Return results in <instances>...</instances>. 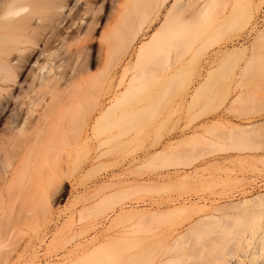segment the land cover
Segmentation results:
<instances>
[{
  "label": "rangeland",
  "instance_id": "374dc122",
  "mask_svg": "<svg viewBox=\"0 0 264 264\" xmlns=\"http://www.w3.org/2000/svg\"><path fill=\"white\" fill-rule=\"evenodd\" d=\"M173 1L174 0H166L163 4L162 0H158L149 15L146 16L142 14L144 22L142 23V27H140L141 29L136 33L137 35L135 34L136 37L131 35L132 38L135 37L134 41H132L123 59L120 60L117 68L115 67L114 73L116 81L120 79V75H122L123 70L127 69V67L126 77L133 72V69H137L140 72V67L138 65L136 66V63H138L137 55L139 47L143 43H148L154 33L161 27L168 8ZM190 1L196 4L211 2L216 10L225 5L228 7L236 5L237 8L235 9V18L229 20L225 25L221 24V26H218L220 24L219 20H212L210 18L201 21V26H204L205 31L204 37L202 38L205 43L202 48H206L205 46H207V48L200 50L201 52L198 53L194 65L192 63H186L182 68L177 67L175 70L177 73L172 79H170V76H166L169 71L165 73V71L157 65H148L145 68L148 74L144 75L145 78H142L143 80H140L142 82L141 84L138 83L137 86L140 85L139 88L136 89V91L133 90L134 92L131 91V94L129 93L130 96L134 98L130 99L132 97L128 94V98L123 100V104L129 108L130 112L128 115H125V117L120 116L119 122L115 125L108 126L107 120H103L104 125H100L101 128L98 127L97 130L93 129L95 124L94 121L99 117V111L97 110L93 112L95 115L92 114L90 117L91 119L88 118L90 120H84L85 123H83L82 113L84 112L82 111H85L87 109L85 107L88 106L85 101V107L83 103H80L81 107L79 105L82 110L78 106L76 107V109L78 108V112L74 110L67 113L68 109L59 110L57 113L55 110V112H50L52 113L51 116L46 117L48 119H44V122L47 124L43 122L44 127L46 128L47 126V128H44V130L42 129L43 125H41L42 128L40 127V130L42 129L41 131L43 132L39 131L42 133H39L40 135L37 133L38 136L36 140L38 142L34 139L31 141L32 145L30 141L26 145L23 144L24 147L28 146L27 148L31 149V152L26 155L30 156H25L28 158L25 159V161L30 160L26 163L22 158L21 160L24 162L21 161V164L19 162L18 164L16 163L17 167L20 169L17 174L15 172L17 168L14 167L16 164H13L14 166H10L9 172H7V174L5 173V180H3L4 175L2 176L3 179L1 178L0 221L10 218L12 220H8L9 223L11 221L14 222L15 217L18 218L20 216V214H18L19 216L15 215V213L17 214L18 212L17 210L19 209L18 213L22 211H20L21 208H19L20 204L22 205V199L24 201L22 209L28 206L26 202L27 204L30 202L29 204L32 205V203H37L39 200V205H42L40 202L44 203L43 200L46 199V196H49L48 200L51 205L49 215L47 214L48 221H44L43 219L42 221L40 219L41 221H39L41 223H38L39 228H36L32 223H26L25 225L27 226L23 225L20 231L17 230L18 233L16 232V234H19V237H17L16 234L14 237H17L16 240H19V242L17 240V243L20 244H18V248H15L13 245L15 240L14 238L12 239L13 241L12 243L10 242V244L13 245V249L15 248V250H12L14 253L10 252L12 248L10 249L9 246L7 247L10 250L4 247V249L6 248L8 250V252H6L7 250L3 249L4 252L11 253V256L9 255L10 257H8L7 260L6 256L8 254L6 256L3 255L5 257V264H60L64 261L63 259L68 261L71 256L75 255L74 250H72L75 249L74 244H79L81 242L80 246L82 247H76L77 249L79 248V251L75 249L77 250L76 253H80V251H83V247L87 248L89 245L91 246L93 241H95V244L98 240L101 241L103 237L102 233L107 227H113L112 229L127 228L133 231V236L129 240H126L124 244L132 249L140 245L142 249H139L137 252H142L141 259L139 258L140 261H142V259L144 261V257L142 258L143 254H147L149 258L147 257L146 259L150 260V257L155 255L153 253H156V251H168L172 249L170 246L173 244H171L168 249L166 246L171 243L173 239H176L174 238L175 236L177 237L176 241L179 240L181 236L179 237L178 234H180L182 230L180 234L182 235L185 231L184 228L190 225L188 222L192 223L197 217L199 218V216L202 215V213L195 214V217L192 216L194 218L191 217L192 222L187 220L188 222L186 223L185 219H188L192 214L189 211V217L184 219L185 215H188V211L181 210L183 206H191V203L192 205L196 203V205L203 204L200 206H204L205 204L206 207L210 206V208H213L214 206L237 202L244 197H250L264 192V3L261 4L263 6H260V11H256L257 9H255L254 5L259 2L258 0L252 2L254 5L250 3L252 0H189V2ZM245 1H248L250 5ZM101 3L105 4L101 13L106 16L102 19V26L94 31L95 37H100L105 34L106 26L108 25L106 17L112 13V8L108 0H102ZM135 3L136 0H120L119 12L121 14L127 12ZM233 7L235 8V6ZM248 8L250 10L252 9L251 12H253L254 18L250 19V21L252 20L251 23L249 21V25L245 27L235 24L234 20H241V18L244 17V13L246 14L247 11L250 14ZM240 14H242L243 17L240 16ZM254 23H256V25ZM252 25H255L254 28ZM162 32H160L158 36ZM260 33L262 36H260ZM257 34L261 38L258 37ZM202 39H200L201 42H203ZM200 40L199 43H201ZM98 47L99 44L96 43L92 48L90 47V49L87 50L88 53L86 51L90 72L86 75L87 77L85 76L86 80L84 76L82 77L83 80L80 79L83 84L85 81H88L84 87L87 89L91 88L90 94L93 93L92 91L94 89L92 90V88H95V86H93L95 83H93L94 81H92L91 77L93 76L94 78V75L101 74L105 66L104 55L100 60L95 61V57L98 54ZM173 47L176 48L178 46ZM173 47H170V53L168 52L170 54V61H172L175 55H177L176 53H178L177 48L175 49ZM242 47L245 48V50H243ZM236 48H240V50L235 55L234 60L225 65L223 62V66L221 65V67L224 69L219 71L221 68L220 66V68L218 67V65L221 64L220 60L222 62L225 55L228 53L227 51H237ZM162 54L164 55L165 53L162 52ZM221 56H223V58H221ZM186 57H188V55H186ZM218 58L219 60H217ZM236 60H238L240 66ZM49 65L52 66V63ZM134 65L136 66L135 68L133 67ZM237 65L239 67H234L236 71L233 72L234 68L230 67ZM214 67L218 68V72H215L216 70ZM242 67L245 69L242 70ZM170 69L174 70L175 67L171 66ZM211 70L212 73L215 72L214 74H217V76L211 75V80L213 79V81L209 80L214 85L208 83L210 86L206 84L207 86L205 87V84H202L201 87V83L206 80L209 75L208 72ZM242 72H244V75H242ZM231 73L232 75H230ZM22 74L18 76L17 80L20 82L21 86L27 87L30 83L29 68ZM237 74L243 76V79L239 76L242 80L241 83L238 81L239 87L230 84L232 88H229L230 86L228 87L226 84L230 80L228 77H236L238 76ZM90 75L92 76L89 80L88 76ZM204 76H206V78ZM212 76H214V78H212ZM223 76H225L226 79L228 78V80ZM218 77H221V79L224 78L223 80L225 81H218V83L223 84V87H221V85H216L219 88L215 86L217 83L215 80H219ZM239 77H236V79L239 80ZM242 82H245L246 85L248 84V88L241 89ZM82 83L81 85L83 86ZM5 87L8 88L7 85ZM84 87L83 89H85ZM122 87L123 86L117 88V92H122L124 90ZM19 88L13 89L12 93L17 96L21 94L22 90ZM236 88L238 89L236 90ZM245 90L251 91L249 96L248 93L250 91L247 93V97L244 96L248 99H245L241 93V98L245 100L241 99V103L238 101L235 102V104L233 103L234 105L231 104L233 107L231 106L230 108L228 105L232 103L236 95H239L238 93ZM85 91L87 92L89 90L85 89ZM246 91L243 92L244 95ZM2 92L3 91L0 93ZM0 97L3 99V96ZM112 98L113 97H110V101L109 99L106 100L105 107L111 104ZM5 100H2L3 103ZM8 100L9 103H4V105L7 103L8 107L5 108L0 106V142L5 140V138L6 141L7 139L9 140L8 134H11L9 133L11 132L10 120L14 113L13 110L15 111V109L12 99L9 98ZM236 103L242 108L238 107L241 110L234 107ZM227 106L229 107L228 109ZM65 110L66 114L64 112ZM230 110H234V113H230ZM237 110H239V113ZM242 110L250 114L252 112L253 115L246 113V116L244 114L245 111ZM76 112L77 114H75ZM240 113H242V116H240ZM80 124H82L81 133L83 135L81 134V138L77 142L74 141V135ZM83 124L86 127H84ZM235 124L241 127L239 128L241 134H234L235 136H239L237 143H234L235 140L232 134L234 131L231 130L234 127H231V125ZM254 124L258 127L254 126L253 128L255 130L253 131L251 126ZM244 126L250 127H246L247 129L245 128L249 133L242 131L244 130ZM53 127L54 129H51ZM250 133L251 137L248 138ZM40 136L44 138V142L42 143L41 141L43 138ZM83 136L85 138L87 136V140L89 138L88 143L86 142L87 144L83 142L84 140L82 141V139H85ZM49 138L52 139V141ZM47 139H49L48 142L52 144L50 145L51 148L50 146H45L48 143ZM45 140L47 143H45ZM33 143L36 144L37 147L33 145ZM234 144H238L240 148H238L239 150L237 149L238 151L236 150L237 146L235 147ZM32 147H36L37 149L40 148L37 150ZM32 149H34V151H32ZM250 149L252 151H250ZM35 151L37 155L36 157L35 155L32 156V158V152L35 154ZM56 152L62 155L66 153L68 157L66 158V154V156H61L59 153L57 155ZM82 153H84L86 157L83 158ZM53 154L54 156H52ZM259 156L262 157L260 158ZM47 157L50 158L48 159ZM79 158L83 159L80 160ZM44 160L46 162L48 161V164H45L46 162ZM41 162L44 164H41ZM22 163L29 167H26L27 170L25 169L26 174L22 173L25 175L24 178L23 175L22 178L18 175L23 168ZM37 163L41 165L39 164L38 166ZM18 165H21V168ZM30 165L34 168L33 170ZM43 167L48 168L44 169ZM11 169H15V171H11ZM36 169H39L37 171H41V173H36L37 171H34ZM12 172H14L18 178L20 176L22 181L18 179L14 173L12 175L15 176V178H13L10 174ZM28 172H31V178L33 177L34 180L28 178ZM46 172L49 174L47 175ZM35 174H38L39 177L34 176ZM53 176L55 177L52 178ZM39 178H42L43 181ZM27 179H31L29 180L31 183L27 181ZM57 179L59 180L57 181ZM52 180L54 182H52ZM40 182L43 184L41 185ZM47 183L50 184L46 185ZM18 184H22V188ZM25 184L27 187H25ZM33 184L35 185L33 186ZM38 184L43 186V190L40 189L41 186H38ZM30 187L32 190L28 191ZM36 187H38V189ZM20 188L22 192L25 191V193L29 194V196L27 195V199H25L26 194H18L21 192ZM46 189H48V191ZM17 190L18 193H16ZM47 192H49V194ZM35 194H37L38 200H36ZM40 195L42 197H40ZM29 197L30 200L28 199ZM34 198L35 200H33ZM10 200H12L11 203L13 204L16 200L17 201L13 205L10 203ZM45 202L48 201L45 200ZM9 207L12 210L15 208V212L11 211ZM208 207L206 208L207 211L209 209V212L212 214L217 211L216 208V211L212 212ZM27 208L29 209V206ZM229 209H231V213L225 210V208V211L218 208L220 212L217 211L214 214H217L216 216H221L223 213L228 212L230 215L239 213V211H236V209H238L237 207L235 209L236 212L232 211L234 210L233 207H229ZM26 210L27 209L22 211L21 214L26 212ZM239 210L241 209L239 208ZM27 212L22 215L25 216ZM12 213L14 214L13 216H15L14 218L13 216L10 217ZM5 215L8 217H5ZM44 217L46 218V216ZM5 220H2L1 224L5 222L2 225L7 227L9 223ZM183 220H185V224ZM227 220H230V218ZM213 222L215 221L211 220L210 224L214 225ZM216 226L217 225H214L212 227L213 229H211V232L212 230L214 231V227L217 229ZM209 227H211V225ZM206 229L205 227V230ZM201 230L203 231L202 226ZM201 230L200 232H202ZM172 231H175L173 232L175 235ZM207 233L210 234V232ZM171 234L173 235L172 237H170ZM191 236L194 237L195 235ZM141 237L142 240L139 241L138 238ZM82 243L85 244V246ZM94 243H92V246ZM176 244H178V241ZM130 245H132V247ZM164 247H166V249H164ZM17 249H20V252ZM70 250L73 252V255L70 254V256H65L64 253L69 255V253H71ZM175 250H178V248ZM133 251L137 250L134 249ZM4 252L3 254H6ZM174 252L171 251L172 254H175L177 251ZM159 255L157 254V256ZM4 257L0 256V259L2 258L3 260ZM148 260H145V262ZM4 261L0 264H3Z\"/></svg>",
  "mask_w": 264,
  "mask_h": 264
},
{
  "label": "bare ground",
  "instance_id": "6f19581e",
  "mask_svg": "<svg viewBox=\"0 0 264 264\" xmlns=\"http://www.w3.org/2000/svg\"><path fill=\"white\" fill-rule=\"evenodd\" d=\"M101 1L102 0H0V92L1 91L4 92V93L2 92L3 94L0 93V96H3V99L4 100L6 99L5 102H8V103H9L8 99L9 98L12 99V102H14V109H15V111L13 110L14 113H13L12 118L10 120V131L11 132H9V133H11V134L10 135L8 134V137L10 139L9 140L7 139V141H6V138L4 137L5 140H2L0 142V182L3 179L2 178L3 175H4L3 180H5V178H6L5 173L7 174V172H9L10 166H14L16 163L18 164V162L20 163L21 161H23V160L25 161V159H28L26 157H29L30 155L29 156H26V155L31 152L30 151L31 149L27 148L28 146L24 147V145L29 143V141L31 142L34 139L36 140L38 134L43 132L41 130L45 128L44 123L47 124L46 122H44V119H48L46 117L51 116L52 113H50V112L56 111V113H57V111L63 110V109H68L67 113H69V111H74V110L77 111L78 108L76 109V107L77 106L79 107V105L81 107L80 103H83V105H84L85 104L84 102L86 101V105H88V106L85 107V105H84V107L87 109L85 110L86 112L82 111V112H84V113H82L83 123H85L86 120L87 121L90 120L91 115L92 114L95 115V113H93V112L97 110V111H99V117L97 115L98 118H96L95 121L93 120L95 122L93 129L97 130L98 127L101 128V126L104 125L103 120H107L108 126L117 124L120 120L119 119L120 116L125 117V115H128V113L130 112L129 108L123 104V100L128 98L127 95L129 93L131 94V91H133V90L136 91V89L139 88L140 85L137 86L138 83L141 84L142 82L140 80H143L142 78H145L144 75L148 74L145 71V68L148 65H150V64L157 65L159 68H161L163 71H165V73L169 71L170 74L167 73L166 76H170L171 77L170 79H172L175 76V74L177 73V72H175L177 67L182 68L186 63H189V64L192 63L193 65L196 63L197 55H198V53L201 52L200 50L203 49L202 47L204 46V43H205L204 39H202L204 37L205 31H204V26H201V21L203 19L210 18L212 20H219L220 24L218 26H221V24L225 25V24H227V22L229 20H233L235 18V9H237L236 5H232L231 7H228L225 5V6H222L221 8L216 10V8L213 7V3H211V2L199 3V4L197 3L196 4L192 1L189 2V0H174L173 3L168 8V11L165 15V20H164L163 24L161 25V27L154 33V35L150 38V41L148 43H143L139 47L138 55H137L138 63H136V66L138 65L140 67V72L137 69H133V72L126 77V75H127L126 71L128 70V67H127V69L123 70L122 75H120V79H118L116 81L115 80V73H114L115 67L117 68V65L120 63V60L123 59L124 55L126 54L127 50L129 49L130 45L132 44V41H134V38L136 37L135 34L138 33L139 30L141 29L140 27H142V23L144 22L142 14H144L146 16L149 15L152 12L153 7L155 6V3H157L158 0H136L135 5L132 8H130L127 12H124L122 14L119 12L120 11V0H108V3L110 4V7L112 8V13H111V15H107V17H106L107 22H108V25L106 26V32H105V34H103L100 37H95L94 31L98 30L102 26L101 25L102 19H104V17L106 16L105 14L102 15V13H101L102 9L105 6V4L101 3ZM253 1H255V0H252L250 3H252ZM258 1H257L258 3L255 4L256 6L252 3L254 5L255 9H257L256 11H258L260 6H263L261 4L264 3V0H258ZM165 2H166V0H162L163 4ZM245 2L248 3V1H245ZM250 3H248V5H250ZM233 6H235V8ZM243 10H240V11H243ZM248 10H250V9L248 8ZM246 11H247V9H246ZM251 11H252V9L250 10V14L248 11H247L248 14L244 13V17L242 14H240V16H242L243 18H241V20H234V23L239 25V26H242V27L249 25L248 22L250 21V19L254 18L253 12H251ZM253 11L256 12L255 10H253ZM251 21H250V23H251ZM253 22H255V21H253ZM254 24L256 25V23H254ZM254 26H253V28H254ZM250 31H251V29H250ZM261 31H262V29H261ZM160 32H162V33L158 36V34ZM131 35L132 36L134 35L135 37L132 38ZM260 36H262V34ZM260 36L258 35V37H260ZM263 38H264V36H263ZM200 39H202L203 42H201ZM199 40L201 43H199ZM96 43L99 44V47H98V51H97L98 54L95 57V61L100 60L101 57L104 55L105 64H104V62H103V64L105 66L103 68L104 70L101 71L102 73L100 72L101 74L94 75V78L92 75L88 76L89 80H90V77L92 76L91 77L92 81H94L93 83H95V85H93V86H95V88L94 87L92 88V90L94 89L92 91L93 93L90 94V89H91V88H89L90 86L88 87L89 89L84 87L86 82H88V81H85L86 80L85 76L88 75V73L90 72L89 66H88L89 64L87 61L88 57H86V55H87L86 51L88 49H90V47L92 48V46L95 45ZM173 46H178V47H176L178 50V53H176L177 55H175V57L172 59V61H170V54H169L170 50H171L170 47H173ZM205 47L207 48V46H205ZM236 47H238V46H236ZM173 48H175V47H173ZM206 48H204V49H206ZM228 50H230V49H228ZM231 50H233V49H231ZM236 50L237 51H235V50L230 51V52L227 51L228 53L225 55L222 62L220 60L221 64H219L218 67L219 66L221 67V65L223 66V62H224V65L226 63L232 62L235 58V55L240 50V48H236ZM243 50H245V48H243ZM162 52L165 54L163 55ZM87 53H88V51H87ZM186 55H188V57H186ZM214 56H215V54H214ZM218 56H220V55H218ZM219 58L217 60H219ZM221 58H223V56H221ZM215 59H214V61H215ZM236 62L238 63V60H236ZM51 63H52V66L49 65ZM209 64H210V62H209ZM136 66L134 65L133 67L135 68ZM171 66L175 67V69L171 70L170 69ZM230 66H232V65H230ZM239 66H240V64H239ZM239 66L237 65V66H233L230 68H234V67L237 68ZM28 68H29V75H30V83L28 84L27 87L26 86L23 87V86H21V84L17 80V78L22 73H24ZM214 68L216 70L215 72H218V68H216V67H214ZM236 68H234L235 70L233 69V72L236 71ZM221 69H224V68L221 67L219 69V71ZM243 69H245V68L242 67V70ZM212 70L208 72L209 75L207 78H206V76H204L206 78V80L203 81L204 83L201 81L202 82L201 87H202V84L203 85L205 84V87L208 85V83H210V85L213 84L209 80H211L212 74L215 76H217V74H214L215 72L212 73ZM200 72H201V70H200ZM232 73L230 75H232ZM242 73H243L242 75H244V72H242ZM233 74H235V73H233ZM29 75H28V77H29ZM197 75H199V74H197ZM240 75H238L236 77H239ZM83 76L85 79L84 80L85 82L83 81L84 84L82 83V80H83L82 77ZM198 77H200V76H198ZM223 77H225V76H223ZM230 77H232V76L228 77L230 80L228 83H226L228 85V87L230 86L229 88H232L231 87L232 85H230V84H234L236 87H239L238 81L241 83V81H242L241 78L243 76H240L241 78L239 77L240 78L239 80L236 79V77H232V78H230ZM212 78H214V76H212ZM228 78L226 79V77H225L226 80H228ZM80 79H82V80H80ZM218 79L219 80H215L217 83L214 81L216 83L215 86L221 85V87H223V84L218 83V81H220V80L225 81V80H223L224 78L221 79V77H218ZM144 81H145V79H144ZM211 81H213V79ZM81 83L83 84V86L81 85ZM242 83L245 84V82H242ZM87 84H89V83H87ZM243 84H241L242 85L241 89L246 88V87L248 88V86H247L248 84L247 85L246 84L243 85ZM6 85L8 88L5 87ZM210 85H208V86H210ZM224 85H225V83H224ZM121 86H123L122 88H124V90L122 89L123 91L121 90L122 92L119 93V92H117V88H120ZM218 86H216V87H218ZM83 87L89 91L86 92L85 89H83ZM225 87H226V85H225ZM17 88L22 90V93L20 91L21 94H19L18 96L12 93V90L17 89ZM237 89L238 88H236V90ZM224 90H223V93H224ZM245 91L238 93L239 95H236V97L234 99L232 97L233 101L228 106H230V108H231V106L233 107L235 102L239 101V103H241L242 100L248 99V98H245L244 96H246L250 90H247L245 95H244L243 92H245ZM234 93H235V91H234ZM250 93H251V91L248 93V96ZM130 94H129V96H130ZM228 94H229V92H228ZM240 94L245 99H242ZM134 95H136V94H134ZM110 97H113L112 102L110 105H107L105 107V102L107 99H109V101H110L111 100ZM130 97H132V96H130ZM133 98L134 97H132L130 99H133ZM249 98H251V97H249ZM3 99L0 97V106L6 108L8 106H7V103H6V105H4L5 102L3 103V101H2ZM240 100H241V102H240ZM74 104H76V105H74ZM231 104H233V105H231ZM83 105H82V107H83ZM239 105H241V104H239ZM228 106H227V109L229 108ZM37 107H39V108H37ZM84 107H83V109H84ZM234 107L238 108L240 106H238V103H236V105ZM241 109H239V110H241ZM81 110H79V111H81ZM239 110H237L238 113H239ZM242 111H245V110H242ZM64 112L66 114V110ZM77 112L75 114H77ZM49 113H50V115H49ZM72 113H74V112H72ZM230 113H234V110L233 111L230 110ZM235 113H236V111H235ZM246 113H249V112L245 111L244 114L246 115ZM53 114H55V113H53ZM84 114H85V117H84ZM241 114L242 113H240V116H242ZM251 114H252V112H251ZM251 114L249 113V115H251ZM71 115H73V114H71ZM245 115H243V116H245ZM88 118H90V119H88ZM67 122H69V121H67ZM86 123H88V122H86ZM232 124H234V123H232ZM41 125H43V128ZM235 125H236V127H235ZM235 125H231V127L234 126L233 129H231V130L234 131L232 133L233 138L235 140L234 143H237L238 142L237 140H239L238 139L239 136H235V135L241 134V131L239 130V128H241V127H238V124H235ZM81 126H82V124H80V126L76 130V133L74 135V141L78 142V140L81 138V134H82L81 133V130H82ZM83 126H84V124H83ZM254 126H255V124L253 126H251L253 131L255 130L253 128ZM40 127L42 128L41 130H40ZM84 127H86V126H84ZM246 127L247 126H244L243 129L245 131L244 130H242V131L249 133L246 129L250 128V127H247V128ZM255 127H258V126H255ZM46 128H47V126H46ZM51 129H54V127ZM235 129H238V130H235ZM99 130H101V129H99ZM39 131H41V132H39ZM235 133H238V134H235ZM245 136H246V133H245ZM40 137H42V136H40ZM250 137H251V133H250V136L248 138H250ZM4 138H2V139H4ZM83 138H85V137L83 136ZM49 139H47V142ZM50 140L52 141V139H50ZM88 140H89V138H88ZM88 140H87V136L85 139H82V141L85 142V144L88 143ZM247 141H248V139H247ZM7 142H9V143H7ZM42 142H44V138L42 139L41 143ZM47 142L45 140V143H47ZM48 143H50V144H48ZM48 143H47V145H45V144L44 145L46 147L52 145L51 142H48ZM246 143H248V142H246ZM30 144L32 145V142ZM36 144L38 145V143H36ZM36 144L33 143V145H36ZM39 144H40V142H39ZM37 145H36V147H37ZM44 145H43V147H44ZM38 146H40V145H38ZM41 146H42V144H41ZM234 146L235 147L237 146L236 150L239 148L238 144H234ZM249 146L251 147L252 145H249ZM36 147H32V148H36ZM50 148H51V146H50ZM50 148H47V149H50ZM247 149H249V148H247ZM64 150H66V149H64ZM32 151H34V149H32ZM45 151H46V148H45ZM69 151H71V150H69ZM250 151H252V150L250 149ZM255 151H256V149H255ZM65 152H67V151H65ZM58 153H57V155H58ZM32 154L33 155H31V157L34 155L36 157V155H37L36 151H35V154L33 152H32ZM59 154H61V153H59ZM65 154L63 153V155H65ZM63 155L61 154V156H63ZM82 155H83V158L86 157V155H84V153H82ZM52 156H54V154ZM67 157H68V155L66 156V158ZM250 157H252V156H250ZM22 158H23V160H21ZM44 158H46V157H44ZM83 158H79V159L81 160ZM29 160H26L25 162L28 163L27 161H29ZM58 161H61V160H58ZM47 162L45 164H48ZM42 163L43 162H41V164ZM17 164H16V166H14L15 168H17V171H15V169L14 170L11 169V171H15L16 174L18 173V171H20L19 167H17ZM39 164L37 163L38 166H39ZM18 166H20V168H21V165H18ZM24 166H25V168H24ZM30 166H31V169L33 170L34 168H32V165H30ZM14 167H12V168H14ZM22 167L24 169L22 168L21 172H19L20 174H18L21 176V178H22V175L24 173L26 174L25 171L27 170L26 169L27 165L23 164ZM27 168H29V167H27ZM47 168H44V169H47ZM39 169H36L34 171H37ZM23 170H24V172H23ZM38 172L41 173V171H37L36 173H38ZM13 173L14 172H12L10 174L12 175ZM16 174L14 173L15 176H16ZM28 174H29L28 178H31V175H30L31 172L30 173L28 172ZM38 174L37 175L35 174L34 176H38ZM46 174L48 175L49 173L46 172ZM47 175H46V177H47ZM15 176L12 175L13 178H15ZM20 176H19V178L17 176L16 177L18 179H20ZM24 176L25 175H23V178H24ZM26 177H27V175H26ZM40 177H42V176H40ZM49 177H50V175H49ZM54 177L55 176H53L52 178H54ZM31 179H33V177ZM31 179H29V180H31ZM39 179H41V181H43L42 178H39ZM29 180L27 179V181H29ZM58 180L59 179H57V181ZM16 181H17V179H16ZM46 182H48V181H46ZM49 182H51V181H49ZM52 182H54V181L52 180ZM37 183H39V182H37ZM26 184H28V183H26ZM26 184H25V187H27ZM42 184L43 183H41V185ZM49 184L47 183L46 185H49ZM18 185H20V184H18ZM21 185H20V187H21ZM34 185L35 184H33V186ZM39 185L40 184H38V186ZM15 186H17V185H15ZM28 186H31V185H28ZM42 187L43 186H41L40 189H42ZM21 188H20V191L22 190ZM36 188L38 189V187H36ZM44 188H47V187H44ZM31 190H32L31 187H30V189L28 188V191H31ZM46 190L48 191V189H46ZM44 192H46V191H44ZM16 193H18V190L16 191ZM20 193H23V195L26 194V197L24 196L25 199H27V195L29 196V194L25 193V191H23V192L21 191L18 194H20ZM47 193L49 194V192H47ZM39 194H38V196H39ZM36 195L37 194H35V196ZM42 195H43V193H42ZM40 197H42V196L40 195ZM43 197H45V196H43ZM35 198H36V200L39 199V198H37V196ZM35 198L33 200H35ZM45 198L46 199L43 200L44 203L40 202L42 205H39V203H38L39 200L37 201L38 204L32 203V205L29 204L30 202H28V204H27V202L25 200L26 205L29 206V209L27 208L28 206H25L24 209H22L23 208L22 205H24L23 204L24 201L22 199V201H21L22 205L20 204V207L19 206L18 207L21 208L20 211L21 210L25 211V209H27L26 210V212L28 211L27 214H25V216H23L22 214H24L26 212H23L21 214V212H22L21 211L20 213H18L19 209L17 210V208H18L17 207L16 210L18 212H17V214L15 213V215L19 216L18 214H20V216H19L20 218L19 217L16 218L15 216H13L14 214L12 213V215H10V217L13 216V218L15 217V220L16 219L17 220L16 221L14 220V222L11 221L10 223H12V224H10L8 220H12V219L9 218L7 220V218H6V220L9 224H8V226L6 224H4V225H6L7 227L2 225L5 222H3L1 224L2 220H5V219H2L0 221V256L1 257H4L3 255L6 256L8 254L6 256V260H7V258L11 256L10 255L11 253L10 254L6 253V252H8V250L6 248L5 249L7 251L4 252V250H5L4 247L9 246V248L10 249L12 248V249L10 250L8 247L7 248L10 250V252H13V253H14V251H12V250H15V248H18L17 246L20 243H17L18 239L16 240V238L19 237L18 236L19 234H16V232L18 233L17 230L20 231L23 225H25L26 223H32L34 226H36V228H39L38 223H41L40 221L42 219L44 221H46V220L48 221V215H49L51 204L48 200L49 196L48 197L46 196ZM28 199L30 200V197ZM12 200H10V203L12 202ZM19 200H20V198H19ZM45 200H47L49 203L45 202ZM15 202H14V204H15ZM11 204H13V203H11ZM200 205H203V204H200ZM200 205H196V203H195V205H192V203H191V206L190 205L189 206H183V208H181V210L188 211L187 214L189 213V211L192 214L190 217H189V214L185 215L184 219L186 217L187 218L189 217V218L185 219L186 221L183 220V222L185 221L187 223L188 222L187 220L191 221V219L195 217V214L197 215L199 213L200 214L202 213V215L199 216V218L197 217V219L194 222H192V221H191L192 223L188 222V224H190V225L188 227H185L186 229L184 228L185 231L182 233V235H180L182 230L180 231V234H178V235H179V237L181 236L180 237L181 239L179 238V240H177L178 244H176L177 243V241H176L177 237L176 236L174 237V238H176L175 240L173 238H171V239H173L172 241L173 242L175 241V242L173 243L171 241V243H169L166 247L168 249V247L171 244H173L172 246H170L172 249H170V248L169 249L172 252L177 251L176 252L177 254L175 252H174L175 254H172L170 250H168V251L165 250L166 252L159 250V251H156V253H153L155 255H153V254H152L153 256L150 255V256H152V257H150V260L146 259L147 257L149 258V256L147 254H143L142 258L144 257V261L142 259V261H143L142 262V261H140L142 252L137 253L139 251V249H142V247L140 245H137L136 247L137 248L139 247V248L137 249L135 247L134 249L137 251H133L134 249H132L129 246H127L126 244H124L126 240H129L133 236L134 232L131 231L130 229H127V228L112 229L113 227L112 228L107 227L104 230V232L102 233L103 237L101 236L102 237V239L100 238L101 241L98 240V242H96V244L94 243L95 241H93L92 242V243H94L93 246H92V243H91V246L88 244L90 247L89 246H88L89 248L83 247L84 249L82 252L80 251V253H76V251L77 250L79 251V248L82 247V246H80L81 242L79 244H74L75 249H77L76 247L80 246L77 250L72 249V250H74L75 255L71 256V258H69L68 261L66 259H63L64 261L63 262L60 261V262L62 264L64 262H65L64 264H137V263L138 264H264V192L250 196V197H244L237 202H230L229 204L227 203L225 205L214 206L215 208L214 207L210 208V206L209 207L207 206L208 208H210V211H212V212L216 211V208H217V211H219L218 208L219 209L221 208L223 211H225V210L230 211L231 209H229V207L230 208L233 207V209H234V210H232L233 212L239 211V213H235V215H232V214L230 215V213H231V211H230V213L228 212L229 214L228 213H223V214L221 213L222 214L221 216H216L217 214H214V213H216L217 211L212 214L209 212V209L207 211V209H206L207 207L205 206V204H204V206H200ZM221 206H223L225 208V210ZM10 207H9V209L11 211L15 212V210H14L15 208H13L14 206L12 207L13 210ZM236 207L238 209H236ZM239 208L241 210H239ZM235 209H236V211H235ZM8 213H6V214H8ZM4 214H5V212H4ZM4 214H2V215H4ZM44 216H46V218ZM192 216H194V217H192ZM5 217H8V216L5 215ZM228 218H230V220H227ZM211 220L215 221V222H213L214 225L219 226V227L216 226L217 229H215V227H214V231L212 230V232H211V229H213L212 227L214 225L210 224ZM233 220H234V222H233ZM185 222H184V224H185ZM229 222H231V223H229ZM210 225H211V227H209ZM25 226H27V225H25ZM201 226H202V229L204 232L201 230ZM205 227L207 228L206 230H205ZM200 230L202 232H200ZM173 232H175V231H172V233ZM178 232H176V233H178ZM207 232H210V234ZM15 234L17 237H14ZM191 235H195V236L193 237ZM172 236L173 235L171 234L170 237H172ZM13 238L15 240L14 244H13L15 247L14 249H13V245L10 244V242L12 243ZM138 239H139V241H141L142 237L138 238ZM139 241H138V243H139ZM18 242H19V240H18ZM179 242H180V244H179ZM10 245H11V247H10ZM83 245L85 246V244H83ZM130 246L132 247V245H130ZM142 246H143V244H142ZM173 246H175V247H173ZM166 247H164V249H166ZM129 248L132 250H130ZM177 248L179 251L175 250ZM70 249H71V247H70ZM17 250L20 252V249H17ZM162 250H163V248H162ZM67 251H69V250H67ZM3 252L6 254H3ZM70 252H71V250H70ZM161 252H162V254H161ZM178 252H179V254H178ZM13 253H12V255H13ZM72 253L73 252L69 253V255L68 254L66 255V253H64V254H65V256H70V254H72ZM169 253H171V254H169ZM16 254H17V252H16ZM139 254H140V256H139ZM157 254L158 255L160 254V255L157 256ZM18 255H19V253H18ZM18 255H17V257H18ZM65 256H64V258H65ZM0 260H1L0 261V263H1L2 261L5 260V257L3 258V260H2V258ZM14 260H16V259H14ZM145 260H148V261L145 262ZM11 262H13V261H11ZM14 262H16V261H14ZM58 262H59V260H58ZM5 263L6 262L4 261L3 264H5ZM13 264H15V263H13Z\"/></svg>",
  "mask_w": 264,
  "mask_h": 264
}]
</instances>
